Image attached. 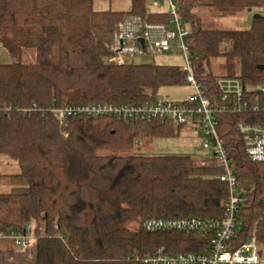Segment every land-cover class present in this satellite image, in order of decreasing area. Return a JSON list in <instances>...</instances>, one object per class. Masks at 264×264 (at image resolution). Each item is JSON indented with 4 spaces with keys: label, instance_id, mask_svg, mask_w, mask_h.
<instances>
[{
    "label": "trees",
    "instance_id": "16d2710c",
    "mask_svg": "<svg viewBox=\"0 0 264 264\" xmlns=\"http://www.w3.org/2000/svg\"><path fill=\"white\" fill-rule=\"evenodd\" d=\"M96 1L114 0H0V45L15 58L37 54L32 63H0V156L19 166L7 175L11 190L0 192V231L32 223L35 235V250L23 261L15 262L21 251L12 242L0 241V264H143L161 247L202 249L199 236L150 232L145 220L224 214L228 185L213 159L132 152L138 140L178 135L182 125L89 115L60 122L53 109L69 103L136 104L164 86L188 84L184 66L135 63L133 55L119 62L114 50L122 23L138 17L170 24V12L150 11L156 0H129V10L96 9ZM176 2L190 30L195 76L212 100L220 78L264 83L258 68L264 15L256 12L262 17L252 16L249 27L209 21L264 9V0ZM218 118L233 171L247 191L243 224L264 240V162L248 156L237 130L241 122L264 123V111L227 110Z\"/></svg>",
    "mask_w": 264,
    "mask_h": 264
},
{
    "label": "built area",
    "instance_id": "2783aa9c",
    "mask_svg": "<svg viewBox=\"0 0 264 264\" xmlns=\"http://www.w3.org/2000/svg\"><path fill=\"white\" fill-rule=\"evenodd\" d=\"M159 2L160 0H156ZM172 20L167 23H150L138 17L120 25L114 50L117 59L123 62L126 56L137 51L170 52L175 47L184 55L187 82L193 92L184 100H171L162 96L136 104H114L109 102L69 103L53 109L61 123L68 116L89 115L95 117H116L121 120H161L176 127L186 123L197 125L205 141L203 150L209 159L223 167L220 175L228 185V197L222 217L190 216L183 218H149L143 222L150 232L195 234L200 237L198 251L168 252L164 247L154 254L143 257V264H264V240L259 239L257 230H248L243 224L247 191L239 183L233 171L228 151L220 137L218 115L233 112L264 111V83L258 86H244L238 78L218 79L219 95L212 100L195 76L193 54L186 38L190 30L179 15L176 0H167ZM247 22V19H246ZM144 40V45L141 43ZM257 92V98L249 94ZM237 130L242 134L248 156L257 162H264V123L241 122ZM0 241L12 242L15 247L26 251L35 241L34 225L28 223L21 229L0 231Z\"/></svg>",
    "mask_w": 264,
    "mask_h": 264
},
{
    "label": "rangeland",
    "instance_id": "374dc122",
    "mask_svg": "<svg viewBox=\"0 0 264 264\" xmlns=\"http://www.w3.org/2000/svg\"><path fill=\"white\" fill-rule=\"evenodd\" d=\"M131 3L129 0H114L109 1H96V9H112V10H129ZM150 11H170V5L167 0L154 1L149 6ZM261 12L264 15V9H254L252 11H243L234 17L232 16H213L209 18V21L214 26H236V27H249L251 19L254 13ZM246 19L249 21L246 22ZM133 61L135 63H155L160 65H178L184 66L186 64L184 55L178 48H174L170 52L158 53L154 51H137L132 53ZM21 59L23 62L32 63L37 61V54L34 51L24 52L21 58L12 57L8 51L0 45V63H11ZM193 92V87L189 84L176 85V86H164L160 88L158 96L169 98L171 100H184ZM205 136L201 129L192 123H186L178 135L164 136V137H146L142 140V143L132 150L133 153L148 156H162V155H188L196 162H201L210 155L203 150V143ZM19 172V166L13 160L0 156V192L10 191L13 187V183H10V177L7 175L15 174ZM1 246V243H0ZM30 249L26 251L20 249L21 257L15 259L16 261H23L25 256L30 258L32 252L35 250L34 243ZM5 246H2V248Z\"/></svg>",
    "mask_w": 264,
    "mask_h": 264
},
{
    "label": "water",
    "instance_id": "95a60500",
    "mask_svg": "<svg viewBox=\"0 0 264 264\" xmlns=\"http://www.w3.org/2000/svg\"><path fill=\"white\" fill-rule=\"evenodd\" d=\"M253 17H254L255 19H257V18H261L262 15H261L260 13H254ZM140 41H141L142 45H144V40L141 39ZM258 68H259L260 70H264V64L258 65ZM137 143L140 144V140H138Z\"/></svg>",
    "mask_w": 264,
    "mask_h": 264
}]
</instances>
